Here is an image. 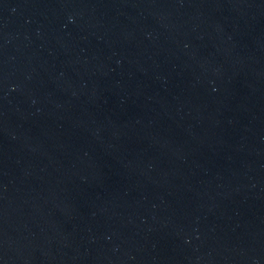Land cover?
<instances>
[{
	"label": "water",
	"instance_id": "obj_1",
	"mask_svg": "<svg viewBox=\"0 0 264 264\" xmlns=\"http://www.w3.org/2000/svg\"><path fill=\"white\" fill-rule=\"evenodd\" d=\"M0 264H264V0H0Z\"/></svg>",
	"mask_w": 264,
	"mask_h": 264
}]
</instances>
